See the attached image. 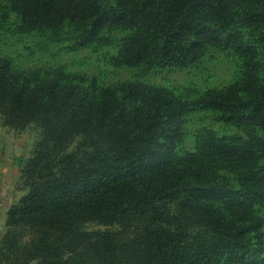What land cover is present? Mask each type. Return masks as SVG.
I'll return each instance as SVG.
<instances>
[{
	"label": "trees",
	"instance_id": "obj_1",
	"mask_svg": "<svg viewBox=\"0 0 264 264\" xmlns=\"http://www.w3.org/2000/svg\"><path fill=\"white\" fill-rule=\"evenodd\" d=\"M5 1L27 30L80 29L84 45L107 28L127 31L116 59L124 67L187 68L215 46L240 53L245 75L183 100L60 69L17 75L2 61L0 126L41 135L21 164L27 192L8 212L0 264H264L252 238L264 210V76L240 32L256 30L264 47V0ZM196 110L245 137L208 132L180 154Z\"/></svg>",
	"mask_w": 264,
	"mask_h": 264
},
{
	"label": "rangeland",
	"instance_id": "obj_2",
	"mask_svg": "<svg viewBox=\"0 0 264 264\" xmlns=\"http://www.w3.org/2000/svg\"><path fill=\"white\" fill-rule=\"evenodd\" d=\"M240 32L246 45L255 51V63L263 77L264 47L257 39V31L241 28ZM128 36L129 33L123 29L107 28L96 41L84 45L80 29L63 27L56 32L27 30L11 6L5 0H0V63L7 61L17 75L60 69L72 76L94 77L103 87L115 88L131 83L161 89L183 100L199 99L210 90H223L244 79L245 58L234 49L223 50L215 46H208L201 59L187 68H160L149 64L134 68L121 66L116 59ZM185 117L184 136L177 149L180 154L194 152L200 138L208 132L220 137H245L246 130L220 121L219 114L214 111L196 110ZM7 132L19 138L26 152L24 161L29 159L35 143L40 139L41 130L32 125L23 132ZM20 191L24 195L27 189L21 188ZM169 206L175 210V204ZM260 209L262 221L252 227L261 225V228L252 231V238L255 250L261 251L260 255L264 257V210ZM188 228V242H192L198 235V229L193 226ZM83 229L116 231L118 228L87 223Z\"/></svg>",
	"mask_w": 264,
	"mask_h": 264
},
{
	"label": "crops",
	"instance_id": "obj_3",
	"mask_svg": "<svg viewBox=\"0 0 264 264\" xmlns=\"http://www.w3.org/2000/svg\"><path fill=\"white\" fill-rule=\"evenodd\" d=\"M8 130L0 127V239L5 231L9 210L23 196L18 186L21 164L26 156L24 145Z\"/></svg>",
	"mask_w": 264,
	"mask_h": 264
}]
</instances>
